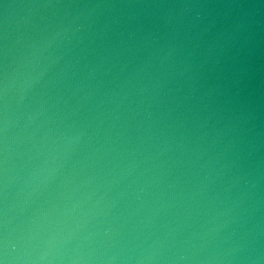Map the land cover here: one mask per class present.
<instances>
[{
  "label": "water",
  "instance_id": "water-1",
  "mask_svg": "<svg viewBox=\"0 0 264 264\" xmlns=\"http://www.w3.org/2000/svg\"><path fill=\"white\" fill-rule=\"evenodd\" d=\"M0 264H264V0H0Z\"/></svg>",
  "mask_w": 264,
  "mask_h": 264
}]
</instances>
